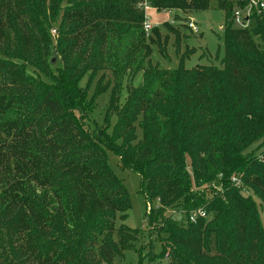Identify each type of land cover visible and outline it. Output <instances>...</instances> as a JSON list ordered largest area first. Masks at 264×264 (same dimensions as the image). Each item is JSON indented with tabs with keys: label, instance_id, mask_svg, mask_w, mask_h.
Listing matches in <instances>:
<instances>
[{
	"label": "trees",
	"instance_id": "obj_1",
	"mask_svg": "<svg viewBox=\"0 0 264 264\" xmlns=\"http://www.w3.org/2000/svg\"><path fill=\"white\" fill-rule=\"evenodd\" d=\"M143 1L0 0V220L19 264H45L32 242L33 230L40 235L48 231L45 210L56 212L61 220L71 219L69 232L77 234H60L81 247L85 264H111L132 247L136 231L124 223L116 227L117 220H127L130 199L109 165L106 147L119 156L123 167L141 175V192L147 201L159 197L185 215L208 214L224 205L211 187H193V178L201 181L199 167L206 175L214 168L208 184L218 177L224 193L233 195L235 213L239 210L229 216L228 237L219 241L220 264H264V161L253 153L244 154L251 145L264 144L262 15H251L250 29L235 28L232 2L217 0L225 13L221 65L188 70L185 59L190 51L180 58L179 68L153 66L146 73L144 86L128 97L119 130L123 128L124 141L130 144L142 114L150 145L132 151L127 146L122 150L105 146L74 111L79 109V81L96 68L94 63L101 62L97 70L108 63L137 73L143 59L150 58L145 33L133 32L145 21L136 9ZM146 1L157 10L184 14L206 11L210 5V0ZM166 26L174 32L179 48V29ZM127 35L137 44L124 56L118 51ZM158 40L160 35L150 42L158 45ZM54 42L53 52L60 53L62 67L46 64ZM143 49L145 57L139 59ZM84 60L91 63L85 71L81 70ZM187 157L193 177L184 171ZM235 176L253 187L262 216L253 198L247 200L237 192L231 183ZM64 191L71 198L69 209L61 206ZM202 221L197 214L190 226ZM179 243L193 250L195 242L185 235ZM240 259L250 263H239Z\"/></svg>",
	"mask_w": 264,
	"mask_h": 264
},
{
	"label": "rangeland",
	"instance_id": "obj_2",
	"mask_svg": "<svg viewBox=\"0 0 264 264\" xmlns=\"http://www.w3.org/2000/svg\"><path fill=\"white\" fill-rule=\"evenodd\" d=\"M146 6L149 7L147 11ZM136 9L141 11L145 20L147 17L148 23L153 27L149 32H145L143 23L138 29L136 27L133 29L135 34H139L137 33L139 31L145 33L144 43L145 45L150 43L152 49L150 58L145 57V50L143 49L139 59L145 58L143 59L142 70L137 73H134V68L123 69L122 71L108 63L97 70V67L101 66V62L94 63L93 66L96 68L86 71L79 81V109L74 110L93 138L105 143V146H114L120 150L127 146L131 151L137 146L151 144L142 114L139 115L134 124L135 136L130 144L124 141L123 128L119 130V119L124 112L128 97L131 92L138 91L139 88L144 86L146 73L151 71L150 69H153V66H158L160 70H175L179 68L180 58L190 51L192 52L185 59L186 69L192 70L197 66H220L225 52L224 33L220 29V26L224 24L225 13L217 7V0H210L209 9L197 13L184 14L180 10H157L146 0L139 3ZM190 21L199 27L200 33L198 35L193 34L188 28ZM167 24L171 25L173 29H179L182 38L179 48H177L176 36L174 32L170 31L171 28L166 26ZM246 28L250 29L251 23ZM55 30L51 31L53 41L57 37ZM157 35H160L158 43L156 41L158 45L152 44L150 39L155 40ZM136 44L137 42L133 36L127 35L124 37L122 47H120L118 53L125 56L133 50ZM124 46L129 49L124 48ZM56 47V43H52L46 53L47 66H50L53 49H56ZM163 50H165V55H162ZM57 54L56 64L62 67L60 53ZM87 63H90L89 60H84L81 70L85 71ZM111 67L121 75H114L110 70ZM53 71L57 72L54 66ZM107 148L109 165L127 189L130 199L128 218L124 222L117 220L116 227L125 224L131 230L136 231L134 232L136 241L132 247L125 250L111 264L223 263L218 257L221 253L219 252V241L228 237V226L232 223L229 216L235 213V209L233 207V195L228 192L227 194L224 193L223 185L218 183V177L210 182L212 184H208L210 179L214 177L211 176L213 175L212 170H215L214 168H211L209 174L206 175L204 174L205 170H202V166L199 167L201 181L196 183L193 178V187L194 189L211 187L217 192L218 196L220 194L219 197L223 200L224 205L221 204L220 209L217 208L213 211L211 209L208 214L200 212L203 221L195 226H190V223L195 222L196 215L199 213L185 215L183 212L167 206V202H162L159 197H152L151 200L147 201L141 192V175L123 167L119 156ZM263 152L264 144L259 141L251 145L244 154L253 153V155L264 161ZM202 156L200 154L199 158H202ZM185 163L184 171H187L188 175L193 177L191 159L187 157ZM233 179L238 180V182L234 183ZM231 183L242 197L247 200L249 198L254 199L262 216L263 208L259 205L261 201L255 194L253 187L245 186L236 176L231 179ZM205 192L207 193V191ZM60 196L61 206L63 204L64 207L69 209L71 207L69 193L64 191ZM45 211L46 215H49L46 235L37 234L36 230H33L34 237L31 234L33 245L38 254L41 255V261L43 260L45 264H85L80 256L81 247L75 243L72 244L71 241L64 239L60 234L62 232L73 236L77 234V231L69 232L68 225L72 223L71 219L67 216L64 221L56 212ZM148 215L151 218L150 223L148 222ZM185 235L191 237L195 242L192 245L193 250L189 249L188 245L179 243L181 236ZM68 247H72L70 251L67 250ZM0 255L3 264H19L12 254L2 220H0ZM233 263L235 262L233 261ZM239 263L250 262L240 259Z\"/></svg>",
	"mask_w": 264,
	"mask_h": 264
},
{
	"label": "built area",
	"instance_id": "obj_3",
	"mask_svg": "<svg viewBox=\"0 0 264 264\" xmlns=\"http://www.w3.org/2000/svg\"><path fill=\"white\" fill-rule=\"evenodd\" d=\"M230 1L233 4L232 23L235 28H246L249 24L250 17L251 15H253L254 12L255 13L257 12L258 15H262L264 17V0H230ZM147 10H149L148 6H146V11ZM152 28H153L152 25L148 23L146 17V20L144 21L145 32H149L150 30H152ZM188 28L192 31L193 34L198 35L200 33L199 27L192 21L188 23ZM220 29H223V25L220 27ZM233 181L234 183H236V181L238 182V180L236 179H233Z\"/></svg>",
	"mask_w": 264,
	"mask_h": 264
},
{
	"label": "water",
	"instance_id": "obj_4",
	"mask_svg": "<svg viewBox=\"0 0 264 264\" xmlns=\"http://www.w3.org/2000/svg\"><path fill=\"white\" fill-rule=\"evenodd\" d=\"M57 62V54L56 52H53L52 59H51V64L55 65Z\"/></svg>",
	"mask_w": 264,
	"mask_h": 264
},
{
	"label": "crops",
	"instance_id": "obj_5",
	"mask_svg": "<svg viewBox=\"0 0 264 264\" xmlns=\"http://www.w3.org/2000/svg\"><path fill=\"white\" fill-rule=\"evenodd\" d=\"M221 26H222V25H221ZM221 26H220V27H221ZM221 30H222V29H221Z\"/></svg>",
	"mask_w": 264,
	"mask_h": 264
}]
</instances>
